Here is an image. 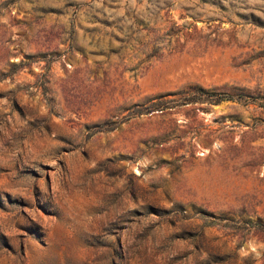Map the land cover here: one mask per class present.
<instances>
[{
	"label": "rangeland",
	"instance_id": "374dc122",
	"mask_svg": "<svg viewBox=\"0 0 264 264\" xmlns=\"http://www.w3.org/2000/svg\"><path fill=\"white\" fill-rule=\"evenodd\" d=\"M0 264H264V0H0Z\"/></svg>",
	"mask_w": 264,
	"mask_h": 264
}]
</instances>
